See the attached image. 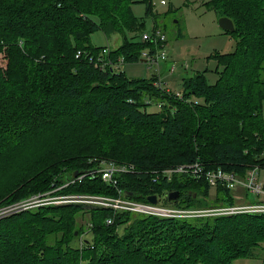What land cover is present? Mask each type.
<instances>
[{"label":"trees","instance_id":"16d2710c","mask_svg":"<svg viewBox=\"0 0 264 264\" xmlns=\"http://www.w3.org/2000/svg\"><path fill=\"white\" fill-rule=\"evenodd\" d=\"M131 3L0 0V52L7 56L0 67L5 100L0 99V127L17 130L0 152L12 160L26 142L36 147L28 163L34 173L29 178L23 173L20 181L12 174L4 190L10 192H1L0 201L9 205L47 192L114 197L120 188L139 201L157 194L162 203L204 208L235 201L222 187L223 197L210 200L208 183L187 175L151 183V171L195 160L233 172L264 166V0L205 2L218 18L232 21L233 31H224L236 46L212 54L222 66L214 84L196 72L184 78L181 96L156 86L157 75L132 78L114 67L119 57L123 63L143 61L144 49L155 50L151 42L130 36L145 29ZM145 13H152L149 1ZM116 15L124 18L121 42L94 46L92 31L100 29L108 39L119 32ZM78 50L83 56L76 57ZM86 53L110 63L95 66ZM258 85L260 104L253 109L246 94ZM152 103L161 106L148 111ZM90 126L92 135L86 131ZM87 133L91 137L83 147L59 141L65 134ZM101 157L132 163L136 172L119 175L117 187L99 176L65 185ZM175 190L177 199L167 200L165 194ZM85 209L77 203H43L0 217V261L8 254L19 257V264H232L253 257L264 243V213L159 218L94 206L83 214L87 225L78 229ZM77 239L80 244H73Z\"/></svg>","mask_w":264,"mask_h":264},{"label":"rangeland","instance_id":"374dc122","mask_svg":"<svg viewBox=\"0 0 264 264\" xmlns=\"http://www.w3.org/2000/svg\"><path fill=\"white\" fill-rule=\"evenodd\" d=\"M147 1L151 4V14L145 13ZM206 1L207 0H132V12L136 18L143 21L145 29L136 34L130 33V36H135V40L143 43L144 41L141 39V34L143 32H152L155 27L156 30L162 31L167 38L164 46L167 57L159 62V72L156 70V65H149L141 60L137 62L121 63L118 70L123 71L128 77L132 78L150 79L152 75H158V80L161 81V88H167L172 92L182 90L184 78L192 76L196 72L203 73L208 84H214L219 77V73L222 71V66L218 64L212 54L215 52L223 54L233 51L236 46V40L218 25L217 13L215 10L205 6ZM116 16L115 23L120 27L119 32H114V36L108 39L100 29L92 31L89 35V39L94 46L108 45L114 47L121 42L122 32L120 30L123 28L122 24L124 18L118 19L119 16ZM5 23H10V20L7 19ZM6 60L7 56L3 50V53L0 52V67L6 64ZM170 66L174 67L172 71L169 70ZM257 88H259V85L252 89L250 93L247 92L246 94V99L253 109L260 104V94L256 92ZM0 99L4 100L1 95ZM194 99L200 101L198 98ZM260 106L262 107V105ZM158 109L159 106L156 103L150 104L147 108L148 111H157ZM92 128L93 127L90 126L86 130L91 135L92 132H94V130H91ZM14 132L17 134V130H14L11 126L0 127V150L8 140L16 136ZM12 133L13 135H10ZM89 133L86 135L78 134L77 137L65 134L59 137V141L63 142L66 140V146L70 143L75 146L83 147L86 143L88 144V140L91 137ZM55 135L57 134L53 133L51 137ZM30 144V141L26 142L24 147L19 151L18 157L12 160L8 159L7 154L5 155L3 152H0V194L1 192H5L4 195H6L10 192L4 190L5 188H10L9 178L12 174L18 177L20 181L23 177V173H25L27 177L34 173V170L28 163L29 156L36 147L30 148ZM114 156L116 158V155ZM89 160L94 161L93 158ZM101 160L106 159L101 157L96 163L98 164ZM110 160L115 161L113 159ZM21 185L22 184H18L13 190L17 191ZM229 194L235 202H238L244 195V191L241 188H235L234 190H229ZM50 195L51 194L48 192L45 194V196ZM57 195L61 194H55L53 196ZM216 195L223 197V192L218 191L217 186L210 185L208 187V198L212 200ZM31 196L20 201H24ZM248 197H250V195H248ZM12 205L13 204L10 203L9 205L6 204L5 201H0V217L5 216L4 214L6 211L3 209H7ZM81 205L86 208V212L78 215L76 226L78 229L86 224V217H83V214L88 216L87 210L91 208L85 204ZM86 236H89V233ZM78 243L79 239L73 244L78 245ZM254 252L255 255L253 257H240L233 260L232 264H264V243L256 248ZM1 260L2 262L0 261V264H19V257L10 256L8 254L5 257H1Z\"/></svg>","mask_w":264,"mask_h":264},{"label":"built area","instance_id":"2783aa9c","mask_svg":"<svg viewBox=\"0 0 264 264\" xmlns=\"http://www.w3.org/2000/svg\"><path fill=\"white\" fill-rule=\"evenodd\" d=\"M165 34L160 30H153L152 32H143L141 39L143 41L151 42L155 46V50L151 52L149 49H144L141 56L144 58L143 62L149 65H156V70L159 72V62L166 59L167 55L164 50ZM108 49H103L102 53H107ZM83 56V52L78 50L76 57ZM86 57L90 62H94L95 66L100 68L105 67L110 61H105L103 57H93L91 54L86 53ZM119 64H115L114 67L123 63V58H118ZM113 65V64H112ZM173 66L169 67V70H173ZM157 80L154 84L161 88V81ZM158 81V82H157ZM169 91L167 88L165 89ZM176 95L181 94L176 91ZM148 103V101L146 100ZM194 102H196L194 100ZM161 106V103H157ZM264 156V151L262 153ZM136 172V167L132 163L128 162H115L110 159L101 160L95 167L86 169L82 173L75 175L71 180H67L65 185L77 180L81 182L84 177L93 179L97 176L101 180L111 186L117 187L118 176L125 173ZM153 173L150 178L151 183L158 182L160 178L171 180L172 176L187 175L194 179L205 180L208 185H215L227 190H234L235 188H241L244 191V195L238 202L233 204H223L218 206H210L204 208H185L178 207L171 204L162 203L159 201L157 195V202L151 203L148 200L139 201L128 198L124 195V191L120 188H116L117 196H105L99 194H65L57 196H45L46 193L36 194L24 201L14 203L9 208L3 209L6 214L15 212L17 210L26 209L43 203H56L67 204L77 203L85 204L89 207L101 206L110 207L114 211H130L134 213L156 216L159 218H173V217H196V216H219V215H233L239 213H264V166L254 164L248 166L243 173L233 172L226 170L220 166L208 167L205 163L195 160L189 163H180L173 166L160 168L151 171ZM151 195V194H149ZM250 195V197H248ZM107 224L112 223V218L106 219Z\"/></svg>","mask_w":264,"mask_h":264},{"label":"water","instance_id":"95a60500","mask_svg":"<svg viewBox=\"0 0 264 264\" xmlns=\"http://www.w3.org/2000/svg\"><path fill=\"white\" fill-rule=\"evenodd\" d=\"M218 25L223 30L233 31V29H234L232 21L228 17H225V16H221L218 18ZM178 194H179V191L175 190V191H171V192L166 193L165 197L167 200L172 201V200H175L177 198ZM147 200L151 203H156L158 201L157 195L156 194L148 195ZM76 233L77 232L75 231V234Z\"/></svg>","mask_w":264,"mask_h":264},{"label":"bare ground","instance_id":"6f19581e","mask_svg":"<svg viewBox=\"0 0 264 264\" xmlns=\"http://www.w3.org/2000/svg\"><path fill=\"white\" fill-rule=\"evenodd\" d=\"M71 179V178H70ZM177 199V198H176Z\"/></svg>","mask_w":264,"mask_h":264}]
</instances>
